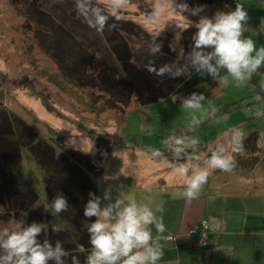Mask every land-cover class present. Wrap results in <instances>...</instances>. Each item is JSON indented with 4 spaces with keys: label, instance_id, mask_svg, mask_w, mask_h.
I'll return each mask as SVG.
<instances>
[{
    "label": "clouds",
    "instance_id": "9594fccd",
    "mask_svg": "<svg viewBox=\"0 0 264 264\" xmlns=\"http://www.w3.org/2000/svg\"><path fill=\"white\" fill-rule=\"evenodd\" d=\"M150 2L152 10L145 17L146 22L153 26L160 25L149 33L151 39L148 51L153 57L163 54L158 37L164 30L165 24H161V21L166 12L171 11L182 20H187L189 16L199 19L191 38V51L185 54L182 47L179 51L184 65L170 63L157 68L151 61L144 65L149 73L157 77L167 75L176 78L190 76L189 69H192L224 86L234 84L239 88L264 69V45L258 47L256 39L245 36L250 18L242 4L236 3L235 9L228 12L217 10L209 17L202 15L204 6L189 7L185 0ZM130 3L131 0H104L100 5L93 0H76V12L89 27L102 33L106 28L113 30L118 27L124 19L123 10ZM109 20L113 22L109 24ZM255 36H264V19ZM206 100L203 92H192L181 98L182 107L188 111L186 127L190 132H196L205 121L220 124L222 120L228 119L215 106H205ZM255 102L257 105L264 103V80L258 84ZM255 114L258 117L264 115L260 111ZM244 139L242 128H230L222 134V142L200 154L201 141L198 136L173 133L162 140V149L152 148L148 154L173 168L183 180L184 190L179 195L191 201L197 198L212 172L219 170L229 173L234 170V154L244 151ZM166 152L171 153V161L165 155ZM89 197L83 215L89 219L95 217V220L87 224L90 250L85 264H158L162 260L165 248L162 241L172 240V237L163 235L167 228L163 215H157L163 212L162 208L153 210L148 204L120 195L113 200L110 188L104 190L103 200L108 202L103 206L100 196L90 192ZM51 209L57 215L68 211L66 197L63 194L56 195L51 202ZM22 216L26 218L27 213L23 212ZM46 230L53 233L62 231L59 225L35 221L29 224L26 219L15 220L12 227H0V264H66L65 257L70 253L59 240L53 244L47 239H39ZM71 264H80L79 258L73 255Z\"/></svg>",
    "mask_w": 264,
    "mask_h": 264
},
{
    "label": "rangeland",
    "instance_id": "374dc122",
    "mask_svg": "<svg viewBox=\"0 0 264 264\" xmlns=\"http://www.w3.org/2000/svg\"><path fill=\"white\" fill-rule=\"evenodd\" d=\"M95 1L100 4L104 2ZM72 10L76 11L75 0H0V171L5 174L11 171L2 161L8 141L20 142L23 146L20 149L21 163L15 175L18 188L29 185L38 196V204L51 211V201L43 185V173L28 147H25L36 142V139L48 143L55 154L60 152L61 147L87 154L94 151L96 141L103 144L111 140L116 142L115 146H124L126 142L127 145L152 147L163 146L162 140L173 133L198 136L202 141L214 137L219 131V124L207 127L212 123L208 121L196 133H190L186 127L188 111L177 98L163 99L147 107L138 106L131 98L127 108L120 105L110 108L113 101L107 95L69 83L45 51L50 38L43 31V21H47L51 15L55 19H51L54 24L59 22L62 26L66 23L70 28L68 16ZM151 10L150 0H131L123 15L150 33L160 27L146 22L145 17ZM174 15L171 11L164 14L161 24L165 26L159 37H169L176 50L180 33L189 24L182 19L173 20L171 16ZM130 44L139 48L149 45L142 40V36L132 37ZM210 90L212 93L205 106L211 104L218 110L226 109L225 114L235 112L227 120L232 117L244 119L245 124L239 128L246 132L251 127L260 132L261 151L244 149L242 153L234 154L236 166H263L264 115L258 117L255 113H264V106L255 102L257 87L250 81L239 88L234 84L224 86L214 81V84L200 85L194 92L206 94ZM251 106L256 107L254 112L248 111ZM252 115L253 118L247 122ZM225 122L221 121L222 124ZM130 144L125 148H132ZM208 150L204 149L201 154ZM96 158L93 159L94 163ZM101 185L98 184L99 187ZM20 219L25 217L22 214L14 217L8 208L0 207V227H12L14 221Z\"/></svg>",
    "mask_w": 264,
    "mask_h": 264
},
{
    "label": "trees",
    "instance_id": "16d2710c",
    "mask_svg": "<svg viewBox=\"0 0 264 264\" xmlns=\"http://www.w3.org/2000/svg\"><path fill=\"white\" fill-rule=\"evenodd\" d=\"M93 2L100 4L95 0ZM185 2L189 7L204 6L205 11L202 15L209 17L217 10L232 11L236 5L234 0H185ZM68 17L70 28L66 23L62 26L59 22L54 24L51 19H55L51 15L47 21H43L45 26L43 31L50 38L47 40L45 51L69 83L80 88L97 90L110 97L113 101L110 108H114L113 105L127 108L131 98H134L135 104L140 107H147L171 97L177 98L181 103L182 97H187L200 85L214 84L211 77L201 76L192 69H189L190 76L170 78L167 75L157 77L144 67L151 61H154V66L157 68L170 63L183 66L185 62L179 56V51L181 47L185 54L191 51L193 43L191 38L196 32L199 17L189 16L185 20L189 26L180 33L177 43L179 47L176 50H173L174 42L171 43L169 37H158L163 54L156 57L149 54V45L139 48L135 44H130L132 37L142 36V40L147 44L151 39L149 33L130 19L124 18L117 28L113 30L106 28L101 33L89 27L75 10H72ZM112 22L109 20V24ZM263 79L264 69H261L250 83L258 88L259 82ZM211 93L210 90L205 96L209 98ZM227 111L219 110L222 114ZM204 123L199 128L204 127ZM257 138L256 133H250L244 139V149L249 147L250 151L258 152ZM19 143L8 141L6 144V155L3 156L2 161L11 171H9L10 175L0 171V207L8 208L9 213L14 217L26 212L25 219L29 224L35 221L59 225L62 231L53 233L46 230L39 239H47L53 244L59 240L70 253L65 257L66 264H71L73 255L79 258L80 264H85L90 250L87 224L95 220V217L85 218L83 209L90 199L89 193L97 195V177L100 169L89 155L71 148L61 147L60 152L55 154L48 143L37 139L36 142L25 146L28 147L43 173V185L49 201L52 202L58 194H63L67 199L68 211L57 215L44 205L38 204V196L29 185L18 188L15 175L19 171L20 149L23 147ZM96 146L109 152L111 140L103 144L96 141ZM165 155L172 159L171 153L166 152ZM196 237L197 232L191 235V239Z\"/></svg>",
    "mask_w": 264,
    "mask_h": 264
},
{
    "label": "crops",
    "instance_id": "0c3cea01",
    "mask_svg": "<svg viewBox=\"0 0 264 264\" xmlns=\"http://www.w3.org/2000/svg\"><path fill=\"white\" fill-rule=\"evenodd\" d=\"M234 2L242 4L250 18L245 36L256 39L258 47L264 45V36H255L264 19L261 0ZM171 18L181 19L176 14ZM255 110L256 107L251 106L248 111ZM233 113L226 115L229 117ZM252 118L253 115L247 118V122ZM245 122L244 119L232 117L224 124H219V131L214 137L201 141L200 154L204 149L219 143L225 131L242 126ZM253 132L258 136L256 148L259 152L262 140L257 129L249 127L245 139ZM125 144L115 146L116 142L111 141L109 152L93 145L94 151L87 153L92 161L97 157L93 163L100 169L97 196L102 198L103 206L108 202L103 200L104 190L110 188L113 200L120 195L148 204L153 210L163 209L162 213H157L163 215L167 228L163 235L174 236L177 244L162 241L164 256L158 264H264V165L252 167L243 164L229 173L216 170L209 176L197 198L188 201L179 195L184 190L182 178L175 174L172 167L148 154L150 149H162L164 146L145 147L128 143L134 148L126 149L128 145ZM98 184L102 185L99 187ZM201 222L208 224V237L206 245L197 246L198 236L191 239V235ZM153 233L155 235L154 228Z\"/></svg>",
    "mask_w": 264,
    "mask_h": 264
},
{
    "label": "built area",
    "instance_id": "2783aa9c",
    "mask_svg": "<svg viewBox=\"0 0 264 264\" xmlns=\"http://www.w3.org/2000/svg\"><path fill=\"white\" fill-rule=\"evenodd\" d=\"M262 5H264V0H261ZM197 241L196 245L197 246H204L207 243V237H208V224L206 222H201L200 225L198 226L197 230ZM172 237V240L170 241L172 244L176 245V239L174 236Z\"/></svg>",
    "mask_w": 264,
    "mask_h": 264
}]
</instances>
